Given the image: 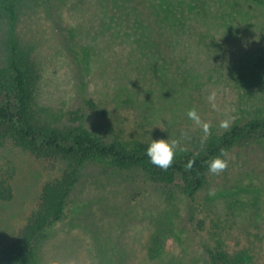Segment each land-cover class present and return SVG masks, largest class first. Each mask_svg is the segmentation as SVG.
Returning <instances> with one entry per match:
<instances>
[{
	"label": "rangeland",
	"instance_id": "obj_1",
	"mask_svg": "<svg viewBox=\"0 0 264 264\" xmlns=\"http://www.w3.org/2000/svg\"><path fill=\"white\" fill-rule=\"evenodd\" d=\"M228 3L245 14L220 16ZM255 7L264 12V0H23L14 32L31 49L39 76L36 104L52 124L87 127L127 147L148 145L152 138L181 139L185 132L189 139H181L182 146L197 151L204 133L187 117L188 109L195 107L210 123V133L225 130L219 123L226 116L232 125L264 115V15H248ZM7 38L3 23L2 66ZM213 89L216 110L207 100ZM225 159L228 168L211 174L193 202L178 178L155 186L138 172L87 168L64 223L41 248L42 262L64 256L90 264L92 231L129 249L132 264L177 253L168 233L160 255L150 257L154 227L148 223L164 225L162 215L170 209L184 222L174 225L179 235L187 237L195 227L193 241L248 246L253 264H264V143L237 145ZM59 173L57 161L38 157L11 137L0 140V177L13 187L11 199L0 200V249L37 208L44 183Z\"/></svg>",
	"mask_w": 264,
	"mask_h": 264
},
{
	"label": "trees",
	"instance_id": "obj_2",
	"mask_svg": "<svg viewBox=\"0 0 264 264\" xmlns=\"http://www.w3.org/2000/svg\"><path fill=\"white\" fill-rule=\"evenodd\" d=\"M22 3L23 0H0V26L8 24L5 64L0 65V140L11 137L38 157L57 161L60 173L44 183L37 208L17 236L0 249V264H43L41 248L57 231V224L64 223L69 201L86 178L87 168L104 172L108 169L130 170V174L138 172L155 186L172 184L178 178L181 191L193 202L209 183L211 173L206 161L220 155L221 149H224L225 158L237 145L264 143V115L252 117L241 124L230 125L221 133L211 132L200 150L177 151L172 166L164 171L150 162L146 144L127 147L117 140L106 142L87 127L66 128L52 124L36 104L39 76L31 49L21 46L14 32ZM228 4L227 10L218 11L220 16L245 14L241 8ZM248 15L263 16L264 12L255 7ZM190 159L195 162L192 170L186 171L185 165ZM248 184L252 185V182ZM241 186L247 188L248 185ZM253 188L259 193L261 188L263 190L262 184ZM251 191L256 198L258 194ZM12 194L11 181L0 177V200H10ZM258 205L259 202L256 209ZM162 217L164 225L160 220L148 223L149 227H154L150 257L160 255L165 239L170 237L168 233L172 234L180 250L167 256L161 254L155 262L148 264H253L255 255L248 246L228 249L224 240L211 242L204 237L195 242V227L188 230L187 237L175 232L174 225L180 226L184 222L175 216L174 211L166 209ZM199 224L202 229L203 221L199 220ZM90 243V264H132L129 261L131 251L119 241L104 239L99 232L92 231Z\"/></svg>",
	"mask_w": 264,
	"mask_h": 264
},
{
	"label": "clouds",
	"instance_id": "obj_3",
	"mask_svg": "<svg viewBox=\"0 0 264 264\" xmlns=\"http://www.w3.org/2000/svg\"><path fill=\"white\" fill-rule=\"evenodd\" d=\"M217 91L211 90L207 96V100L213 110L217 109ZM187 117L194 122L196 126L201 128L204 133V136L201 138V146L206 143L207 138L210 134V123L204 121L201 116L198 114L195 107L190 108L186 112ZM233 118L226 116V118L221 119L219 127L227 130L230 126V122ZM162 129V128H161ZM164 130V129H162ZM181 139H189L187 133H181ZM181 139L177 138H157L151 139L148 143L146 149V155L149 158L150 162L156 167L167 171L173 164L174 158L177 154V151L183 153L187 151L186 147L182 146ZM194 159H190L185 165L186 171H191L194 165ZM208 166V171L213 175H219L228 168V160L224 158V149L220 150V155L213 156L210 160L206 161ZM209 194H214L210 190ZM43 264H77V261L74 257H64V256H49L46 257L43 261Z\"/></svg>",
	"mask_w": 264,
	"mask_h": 264
}]
</instances>
